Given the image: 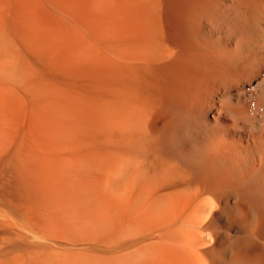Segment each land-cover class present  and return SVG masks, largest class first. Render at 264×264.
<instances>
[{"label": "bare ground", "instance_id": "6f19581e", "mask_svg": "<svg viewBox=\"0 0 264 264\" xmlns=\"http://www.w3.org/2000/svg\"><path fill=\"white\" fill-rule=\"evenodd\" d=\"M0 264H264V0H0Z\"/></svg>", "mask_w": 264, "mask_h": 264}, {"label": "clouds", "instance_id": "9594fccd", "mask_svg": "<svg viewBox=\"0 0 264 264\" xmlns=\"http://www.w3.org/2000/svg\"><path fill=\"white\" fill-rule=\"evenodd\" d=\"M227 248L230 249L229 244H227Z\"/></svg>", "mask_w": 264, "mask_h": 264}]
</instances>
